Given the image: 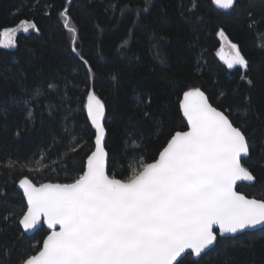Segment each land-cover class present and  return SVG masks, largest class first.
Listing matches in <instances>:
<instances>
[{"label": "trees", "instance_id": "obj_1", "mask_svg": "<svg viewBox=\"0 0 264 264\" xmlns=\"http://www.w3.org/2000/svg\"><path fill=\"white\" fill-rule=\"evenodd\" d=\"M193 4L194 14L189 15L185 9ZM65 8L78 30L75 45L60 16ZM261 17L264 0H238L228 11L216 9L212 0H0V31L22 20L40 30L19 33L15 48L0 49V107L7 108L0 113V192L7 196L0 199L8 201L0 217L11 213L9 221L0 219V264H21L36 254L47 235L44 227L25 235L18 225L17 218L26 210L16 189L19 179L70 182L82 170L94 141L84 110L91 87L106 106L108 171L118 178L129 174L130 163L135 166L134 154L136 160L151 162L170 133L183 128L178 110L183 91L200 87L217 108L231 105L228 114L237 126L241 120L235 108L250 96L253 113L246 132L255 147L245 166L256 180L252 186H237V191L264 200V22L249 27L250 19ZM220 30L249 61L247 73L238 66L228 69L219 59L224 41L217 35ZM125 40L127 46L120 48ZM157 48L166 58L164 64L155 59ZM81 56L91 65V76ZM241 74L252 86L240 80ZM49 84L55 88L49 89ZM37 90L43 95L32 101L33 119L26 121V106L13 100L30 99ZM145 109L151 121L143 119ZM66 126L80 137L77 145L82 147L76 152L69 151ZM130 139L141 146L127 147ZM8 160L18 162L14 170L4 167ZM193 260L186 255L183 264ZM198 260L264 264V231L240 235L234 242L220 240Z\"/></svg>", "mask_w": 264, "mask_h": 264}, {"label": "snow or ice", "instance_id": "obj_2", "mask_svg": "<svg viewBox=\"0 0 264 264\" xmlns=\"http://www.w3.org/2000/svg\"><path fill=\"white\" fill-rule=\"evenodd\" d=\"M237 2L212 0L222 9H232ZM185 11L193 15L195 5ZM67 13L65 8L60 16L75 45L78 30L70 24ZM261 22L264 17L250 19L249 27ZM29 30L40 31L34 22L26 20L3 29L0 49L15 48L17 32ZM217 35L228 40L223 30ZM127 43L123 41L120 48ZM230 49L227 58L221 55L227 68L238 66L247 73L249 61L235 43H230ZM72 51L79 55L76 47ZM80 58L91 76V65ZM155 59L161 64L166 62L158 48ZM240 80L253 84L246 74H241ZM48 88L54 89L55 85L49 84ZM41 95L37 90L30 99L13 100L26 106V121L33 119L32 101L38 102ZM219 96L224 98L226 93L220 92ZM84 110L94 129V141L82 170L70 182L37 184L28 177L18 181L22 200L26 201V210L17 218L18 225L24 233L43 225L49 230L42 248L23 258L21 264H183L186 255L200 258L220 240L234 242L240 235L250 234V230L264 231V200L248 198L236 190L238 182L256 180L245 166L255 147V139L246 132L253 113L250 96L246 95L244 103L235 108L234 114L241 120L237 126L228 114L233 112L231 105L224 110L217 108L200 87L183 91L178 110L186 124L170 133L151 162L136 160L134 154L135 166L130 163L129 174L123 178L108 171L106 106L95 91L88 90ZM6 112V107H0V113ZM143 119H153L146 109ZM64 132L72 145L69 151H78L82 147L77 145L78 134L67 126ZM125 143L133 149L141 146L137 139ZM17 163L8 160L4 167L14 170ZM6 196L0 192V197ZM7 206V199H0V208ZM10 218L11 213L0 217L5 222ZM192 264H199V260Z\"/></svg>", "mask_w": 264, "mask_h": 264}, {"label": "water", "instance_id": "obj_3", "mask_svg": "<svg viewBox=\"0 0 264 264\" xmlns=\"http://www.w3.org/2000/svg\"><path fill=\"white\" fill-rule=\"evenodd\" d=\"M213 4V3H212ZM214 5V4H213ZM214 7L216 8V9H218L219 11H228L229 9H222V8H219L218 6H216V5H214ZM220 38V37H219ZM229 46H230V42L227 40V41H225ZM223 44V43H222ZM221 49H223V47H222V45H221V47H220V49H219V53H220V55H218V57H219V59H221ZM221 61L222 62H224L222 59H221ZM89 90H93V88L91 87ZM181 98H182V96H181ZM181 116H182V114H181ZM185 122V124H186V121H184ZM94 130V129H93ZM106 140H107V136H106ZM254 183H255V181L254 182H252V183H249V182H244V181H241V182H238V184H237V186H239V185H241V184H244V185H247V186H252V185H254ZM16 189L21 193V195H22V190L21 189H19L18 188V183L16 184ZM237 190V189H236ZM242 194V193H241ZM247 197V196H246ZM249 198V197H248ZM255 199V198H254ZM25 202V206H26V201H24ZM42 227H44L45 228V230L47 231V234H48V232H49V230H47V226L46 225H43ZM42 227H40L39 229H41ZM20 228L22 229V231H23V228H22V226H20ZM39 229H34V230H32L31 232H28V233H24V231H23V233L25 234V235H32L33 233H35L37 230H39ZM258 230H260L259 228L258 229H254V230H250V232H255V231H258ZM47 236V235H46ZM46 238V237H45ZM44 238V239H45ZM215 246V245H214ZM214 246H212L210 249H208V250H206V252L205 253H207L209 250H211ZM41 248H42V245H41ZM204 253V254H205ZM204 254H202V255H204ZM194 260H198L199 258H194V257H192Z\"/></svg>", "mask_w": 264, "mask_h": 264}, {"label": "rangeland", "instance_id": "obj_4", "mask_svg": "<svg viewBox=\"0 0 264 264\" xmlns=\"http://www.w3.org/2000/svg\"><path fill=\"white\" fill-rule=\"evenodd\" d=\"M146 1L148 3H150L152 0H146ZM31 31H33V30H29V32H31ZM19 33H23V32L22 31L17 32L16 36ZM25 34H27V33H25ZM222 47H223V51H222L221 55H223L225 58H227L231 54L230 46L225 41H223Z\"/></svg>", "mask_w": 264, "mask_h": 264}]
</instances>
